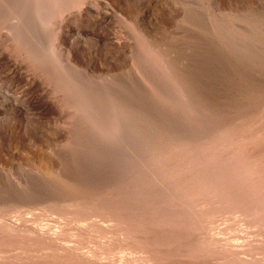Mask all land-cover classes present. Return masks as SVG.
I'll list each match as a JSON object with an SVG mask.
<instances>
[{
    "label": "rangeland",
    "instance_id": "1",
    "mask_svg": "<svg viewBox=\"0 0 264 264\" xmlns=\"http://www.w3.org/2000/svg\"><path fill=\"white\" fill-rule=\"evenodd\" d=\"M227 125L264 135V0H0V264H264L262 195L216 213L159 194L166 145ZM217 154L209 178L231 168ZM88 198L149 219L81 214Z\"/></svg>",
    "mask_w": 264,
    "mask_h": 264
},
{
    "label": "bare ground",
    "instance_id": "2",
    "mask_svg": "<svg viewBox=\"0 0 264 264\" xmlns=\"http://www.w3.org/2000/svg\"><path fill=\"white\" fill-rule=\"evenodd\" d=\"M69 1V0H68ZM65 3V2H63ZM59 4V2H58ZM66 4V3H65ZM63 5V4H62ZM60 5V7L62 6ZM64 6V5H63ZM53 7V6H52ZM59 8V7H58ZM57 10V9H56ZM61 10V9H60ZM58 9V12L60 11ZM63 10V9H62ZM50 14V13H49ZM143 31V30H142ZM145 31V29H144ZM151 33V32H150ZM162 33V32H161ZM160 33V34H161ZM158 34V33H157ZM156 34V35H157ZM162 34H166L162 33ZM141 36V35H140ZM153 36V35H152ZM144 37V36H143ZM141 37V38H143ZM140 38V39H141ZM166 38V36H165ZM139 39V40H140ZM144 39V38H143ZM154 39V38H153ZM144 41V40H143ZM157 41V40H155ZM156 46L159 48V45H155L152 43H149L147 45V53L151 55V53H154ZM146 47V46H145ZM163 47V46H162ZM169 48V46L167 45ZM166 48V47H165ZM142 49V48H141ZM174 49V48H173ZM173 49L172 52L173 53ZM168 51V49H166ZM160 51V50H159ZM170 52V51H169ZM158 54V53H157ZM159 57V55H158ZM176 71V70H175ZM174 71V72H175ZM89 80V79H88ZM188 92V91H187ZM192 103V102H191ZM124 103H114L113 107L110 109L109 113L110 116L113 113H119L122 115V112H125V110H128L129 112H133L130 110V106H126ZM202 104V103H201ZM207 105V104H206ZM261 106V105H260ZM168 109V108H166ZM207 111V110H206ZM259 112V111H258ZM130 114V113H129ZM251 114V113H250ZM263 115V113H262ZM146 116V115H145ZM161 116V115H160ZM226 116V115H224ZM223 116V117H224ZM261 117V116H260ZM259 117V118H260ZM159 118V117H158ZM248 120V119H247ZM250 120V119H249ZM160 121V120H159ZM260 121V119H258ZM242 123V122H241ZM263 123V122H262ZM261 124V123H260ZM243 125V124H242ZM258 125V124H256ZM236 126V125H235ZM255 126V125H254ZM263 126V125H262ZM260 126V128L262 127ZM160 127V126H158ZM237 127V126H236ZM252 127V126H251ZM136 128V127H135ZM250 128V127H249ZM258 128V127H257ZM256 128V129H257ZM158 129V128H157ZM253 129V128H252ZM255 129V130H256ZM221 132L215 133L218 135V143L214 144V139H216V136H210L209 139L204 138L202 139H195L192 141L189 138L188 141H174L171 145H166V154L164 156H157L155 159L157 161H160L163 166V172L164 174L161 175L160 179L157 180V183L162 186L163 190L159 194L169 193L170 198L173 200V204L175 205L177 203L184 202L187 200L188 202L196 203V205L203 203L204 199L206 197L210 198V207L214 210V212H219V209L226 208V207H232L233 204H254L252 200L258 199V196L262 195L263 197H260L259 200L256 202L259 203L260 201L264 202V135L258 134V131H249L245 134H238L236 133L237 128H234L229 125L222 127L219 129ZM240 130V129H239ZM247 130V129H246ZM250 130V129H249ZM217 132V131H216ZM240 132V131H238ZM262 134V133H261ZM173 136V135H172ZM191 136V135H190ZM220 136V137H219ZM147 139V137H145ZM162 139V138H161ZM204 139V140H203ZM209 139V140H208ZM187 140V139H186ZM221 140V141H220ZM190 141V142H189ZM157 142V141H156ZM201 142V143H200ZM212 142L214 145H210L208 143ZM146 144V143H145ZM142 145V144H141ZM221 145H224L229 148V154L225 157V155L217 154L218 161L221 162L224 166H230L231 168H228V171L223 173L222 175V168L221 165H217L216 169L221 170V175L217 176L215 174V171L213 172L216 176L209 178L210 170L203 169V163L206 156V153L210 151V148L215 149L220 148ZM257 146V151L256 147ZM163 147V146H162ZM158 148V147H157ZM255 148V150H254ZM151 149V148H150ZM148 149V150H150ZM160 149V147H159ZM165 149V148H164ZM161 150V149H160ZM227 150V149H226ZM148 152V151H147ZM158 152V151H157ZM162 152V151H161ZM160 152V153H161ZM214 152V151H213ZM224 153V150L222 151ZM160 153H154L153 155L156 156ZM149 154V153H148ZM160 154V155H162ZM222 154V153H221ZM151 155V156H153ZM203 155V156H202ZM213 155V154H211ZM210 155V156H211ZM214 156V155H213ZM215 157V156H214ZM208 159V157H206ZM151 159V157H150ZM210 159V158H209ZM214 159V158H213ZM153 160V159H152ZM151 160V161H152ZM55 161V160H54ZM154 161V160H153ZM51 162V161H50ZM47 158H41V168L45 172H51L54 173V170H51V166L49 165ZM191 162H194L193 168L185 169L186 166H188V163L191 164ZM207 162V161H206ZM211 162V161H208ZM53 163V162H52ZM149 163V162H148ZM218 163V162H216ZM51 164V163H50ZM59 164V163H58ZM208 165V164H207ZM216 165V164H215ZM214 165V166H215ZM222 165V166H223ZM199 166V168H198ZM210 165H208L209 167ZM199 170H198V169ZM58 169V168H57ZM210 169V168H209ZM212 171L214 170L211 168ZM161 171V170H160ZM211 171V172H212ZM160 174V173H159ZM61 175V174H60ZM57 176V173H56ZM153 176V175H152ZM55 177V176H54ZM213 177V178H212ZM132 178V177H131ZM59 179V178H57ZM133 179V178H132ZM150 179V177H149ZM60 180V179H59ZM63 180V179H62ZM134 180V179H133ZM61 181V180H60ZM64 181V180H63ZM68 181V180H66ZM75 182V181H74ZM56 183V182H55ZM58 183V182H57ZM68 183V182H65ZM73 183V182H71ZM70 183V184H71ZM77 183V180H76ZM52 184V183H51ZM75 184V183H74ZM116 184V183H115ZM69 185V184H68ZM80 185V184H79ZM114 185V184H113ZM62 186V185H60ZM75 186V185H73ZM117 186V185H116ZM131 186V185H130ZM157 186V185H156ZM66 187V186H65ZM76 187H78L76 185ZM113 187V186H112ZM64 188V187H63ZM68 188V186H67ZM84 188V187H83ZM82 188V189H83ZM115 188V187H114ZM78 189V188H76ZM156 189V188H155ZM154 189V190H155ZM84 190V189H83ZM108 190V189H106ZM73 191V190H72ZM98 191V190H97ZM74 192V191H73ZM82 194L81 190H77V194ZM63 193V192H62ZM71 194V193H70ZM94 194V193H93ZM158 194V195H159ZM28 195V194H27ZM65 195V193H64ZM84 195V193H83ZM98 195V194H97ZM71 196V195H70ZM87 196V195H86ZM118 197V195H116ZM22 197V196H21ZM55 197V196H54ZM57 197V196H56ZM78 197V196H77ZM85 197V196H84ZM53 198V197H52ZM67 198V197H66ZM101 198V197H100ZM44 199V198H43ZM51 199V198H50ZM59 199V198H58ZM103 199V197H102ZM107 199V197H106ZM157 199V196L156 198ZM84 200V199H83ZM105 201V199H103ZM102 200V201H103ZM118 200V199H117ZM78 201V200H77ZM80 201V200H79ZM82 201V200H81ZM66 202V201H65ZM111 202V201H110ZM80 203V202H79ZM103 203V202H102ZM119 203V202H118ZM74 204V203H73ZM110 204V203H109ZM192 204V203H191ZM107 206L95 200H92L91 198H88L87 200H84V202L79 204V211H81V214L85 215H100V214H106L107 216H113L112 220L119 221V222H130L135 225L139 224L140 222H144L146 218L149 217L148 215V208H145L144 211H139L138 215H135V213L126 209H120L117 206L108 205ZM129 206V205H128ZM250 206V205H248ZM133 207V206H132ZM83 208V209H82ZM136 208V207H135ZM150 208V207H149ZM129 209V208H128ZM204 209V208H203ZM208 209V208H207ZM236 209V208H235ZM254 209V208H253ZM132 210V208H131ZM212 210V211H213ZM238 210V209H237ZM257 210V209H255ZM153 211V210H152ZM165 212V211H164ZM209 210H205L203 214L208 213ZM158 213V212H157ZM80 214V213H79ZM140 214V215H139ZM161 215V213H160ZM153 216V215H152ZM163 217V216H162ZM133 218V219H132ZM142 219V220H141ZM149 219V218H148ZM147 219V220H148ZM152 219V218H151ZM167 219V218H165ZM141 220V221H140ZM154 220V219H153ZM189 220V219H188ZM187 220V221H188ZM222 220V219H221ZM150 221V220H149ZM158 221V220H157ZM176 221V220H175ZM174 221V222H175ZM217 221V220H216ZM82 222V221H81ZM113 222V221H112ZM151 222V221H150ZM154 222V221H153ZM166 222V221H165ZM180 222V221H179ZM178 222V223H179ZM220 222V221H219ZM113 224V223H112ZM179 225V224H178ZM7 227V225L5 226ZM152 227V226H151ZM3 227H1L2 229ZM108 228V227H107ZM15 229V228H14ZM13 229V230H14ZM17 229V228H16ZM2 232V231H1ZM0 232V233H1ZM81 235V234H80ZM3 235H0L2 237ZM94 236V235H93ZM42 237V236H41ZM86 237V236H85ZM43 238V237H42ZM84 238V237H82ZM88 238V235H87ZM6 239V238H4ZM8 239H11L10 237ZM100 239V238H99ZM1 240V239H0ZM80 240V239H79ZM88 240V239H86ZM7 241V239H6ZM5 241V242H6ZM89 241V240H88ZM20 242V241H19ZM34 242V241H33ZM55 242V241H54ZM1 243H4L3 239ZM7 243V242H6ZM32 244V243H31ZM48 244V243H47ZM58 244V243H57ZM5 245V244H4ZM55 245V244H54ZM91 246V245H90ZM113 246V245H112ZM71 248V246H70ZM75 248V247H73ZM79 248V247H78ZM99 248V247H98ZM6 249V248H5ZM1 250V247H0ZM2 249L0 252L3 253ZM27 250V249H26ZM33 250V249H32ZM89 250V249H88ZM105 250V249H104ZM5 251V250H4ZM5 253V252H4ZM116 253V252H115ZM233 255V254H232ZM4 257V256H2ZM33 257V256H32ZM160 257V255H159ZM51 260H43L40 264H86V259L82 257H77L73 255H60L55 254ZM31 260V259H30ZM180 259H178L179 261ZM4 261V260H3ZM7 261V259H6ZM14 261V260H13ZM98 261V260H97ZM159 261V260H158ZM8 262V261H7ZM39 262V261H38ZM162 262V261H161ZM14 263V262H13ZM8 263V264H13ZM96 263V262H95ZM197 263V262H196ZM38 264V263H35ZM180 264H188L183 263V260H180Z\"/></svg>",
    "mask_w": 264,
    "mask_h": 264
}]
</instances>
